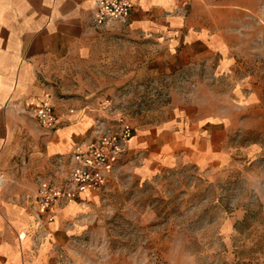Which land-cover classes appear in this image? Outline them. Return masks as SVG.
I'll return each mask as SVG.
<instances>
[{
    "label": "rangeland",
    "instance_id": "rangeland-1",
    "mask_svg": "<svg viewBox=\"0 0 264 264\" xmlns=\"http://www.w3.org/2000/svg\"><path fill=\"white\" fill-rule=\"evenodd\" d=\"M186 15L213 38V55L174 56L170 67L156 57L152 71L142 51L152 42L102 27L120 52L108 65L121 59L124 81L86 92L97 115L110 99L111 113L126 116L144 141L61 216L58 264H264V0H192ZM174 103L191 119L216 121L227 153L209 162L159 154L143 172Z\"/></svg>",
    "mask_w": 264,
    "mask_h": 264
},
{
    "label": "crops",
    "instance_id": "crops-1",
    "mask_svg": "<svg viewBox=\"0 0 264 264\" xmlns=\"http://www.w3.org/2000/svg\"><path fill=\"white\" fill-rule=\"evenodd\" d=\"M134 1L129 18L111 22L109 32L124 27L130 37L152 42L142 50L151 71L156 57L168 59L170 67L174 56L185 62L188 56L213 55V38L189 23L186 7L192 0ZM159 48L162 53L155 52ZM119 53L107 43V31L95 25L89 0H0V264H58V223L71 211L65 212L67 203L51 211L52 222L46 214L39 218V180L66 176L74 144L97 116L92 107L96 100L86 89L123 83L122 60L114 61L113 70L108 65ZM134 72L128 71V77ZM59 88L74 94L63 96ZM77 90L82 94H75ZM46 91L59 117L53 129L31 116ZM214 123L209 118L191 119L174 103L172 116L159 126L160 149L140 170H153L159 154L174 157L177 152L181 159L196 162L222 157L227 153L221 149L224 138ZM143 136L135 129L128 152L141 147ZM92 194L86 192L74 202Z\"/></svg>",
    "mask_w": 264,
    "mask_h": 264
},
{
    "label": "built area",
    "instance_id": "built-area-1",
    "mask_svg": "<svg viewBox=\"0 0 264 264\" xmlns=\"http://www.w3.org/2000/svg\"><path fill=\"white\" fill-rule=\"evenodd\" d=\"M93 8L96 26L105 27L114 21H125L135 8L134 0H89ZM111 100L105 99L100 113L91 126L78 140L69 157L70 167L60 180L41 178L36 194V210L39 218L46 214L52 222L55 208L82 198L86 192L102 187L121 169L126 158L135 128L122 114L111 113ZM72 111V110H71ZM31 116L42 127L55 128L59 123L51 102L50 92H44L31 112ZM3 176L0 174V183Z\"/></svg>",
    "mask_w": 264,
    "mask_h": 264
},
{
    "label": "bare ground",
    "instance_id": "bare-ground-1",
    "mask_svg": "<svg viewBox=\"0 0 264 264\" xmlns=\"http://www.w3.org/2000/svg\"><path fill=\"white\" fill-rule=\"evenodd\" d=\"M77 208H78V204L75 202H71V203H69L68 207L65 209V212H69V211L75 210Z\"/></svg>",
    "mask_w": 264,
    "mask_h": 264
}]
</instances>
